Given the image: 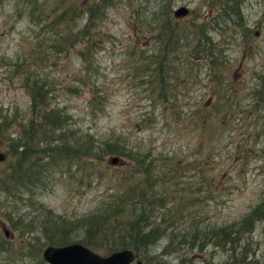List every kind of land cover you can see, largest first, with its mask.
I'll list each match as a JSON object with an SVG mask.
<instances>
[{
    "label": "rangeland",
    "instance_id": "obj_1",
    "mask_svg": "<svg viewBox=\"0 0 264 264\" xmlns=\"http://www.w3.org/2000/svg\"><path fill=\"white\" fill-rule=\"evenodd\" d=\"M234 1L230 23L219 0H104L87 34L95 0H0V171L32 80L67 116L66 154L43 158L30 188L0 191V264H49L46 235L59 233L46 225L64 220L78 239L136 185L172 207L167 233L135 252L142 264H231L240 252L264 264V0Z\"/></svg>",
    "mask_w": 264,
    "mask_h": 264
},
{
    "label": "trees",
    "instance_id": "obj_2",
    "mask_svg": "<svg viewBox=\"0 0 264 264\" xmlns=\"http://www.w3.org/2000/svg\"><path fill=\"white\" fill-rule=\"evenodd\" d=\"M103 1L104 0H95V2L88 7L89 9L87 11L89 13V18L84 26V30L87 31V34L90 29H95L94 26H90L92 24L91 17H94L95 13L101 12V9L97 8L100 5L102 6ZM230 1L232 4L229 3ZM236 3L234 0H219L218 4L213 8L218 9V14L231 15V23L234 16L236 19L240 18L239 8L234 9ZM228 8H231V13H227ZM64 11L65 9L62 13ZM235 23L234 20V24ZM161 29L170 31V28L167 26H163ZM160 33L161 32H159V35H161ZM170 33L172 32L170 31ZM160 37L161 40L164 39V36ZM62 39L65 43L71 42L66 37H62ZM88 41L89 39L87 42ZM167 42L169 43L170 40ZM208 49H210L209 46L203 51H207ZM221 50V48H217L220 56H222ZM165 51H167V46H165ZM45 85H47L45 82H39L37 80H32L29 83L28 92L31 99L29 116L26 122L21 124L18 136L14 139L15 141L7 144L6 157H9L8 160L10 164L7 163L6 170L3 169L0 171V191L7 192L9 197L11 195V190L14 189V183H17V187L19 184L22 187L28 186L30 188L29 182L31 181V176L33 174V176H35L36 169L39 163L44 160L43 158L47 156H62L63 153L66 154L64 151L66 141L61 135L65 128L67 116L63 109L51 105ZM7 126L8 121L4 118H0V138H3V140L5 139ZM56 131L60 132L58 136L54 135ZM8 141H12V139ZM73 141L77 142V146L72 150V152H74L73 155H76L79 154L83 148H81L82 144H79L80 141H78V138H73ZM111 146L109 142L106 144L110 152H114L118 149L115 145ZM3 161L0 163H3ZM27 165H30L31 171L29 173L25 171L27 170ZM143 179L141 181L136 180V184L142 185ZM123 196H128L125 202L121 199ZM153 197L154 195H148L146 193V188L145 191L142 189L140 192L137 189V185L131 187L129 192L119 196L117 208L113 207L115 215H110L105 212L103 218H99L96 215L87 217L84 223V234L78 239L76 236L72 237L70 233L67 232V225L69 224H67L66 221L54 218L56 222L49 223L44 229H48L52 233H59V237L52 239V237H47L45 234L47 243L49 245L62 246L73 242H80L92 250L103 251V253L106 254L113 250L123 248H129L134 252L146 249L150 245H153L162 235L167 233L164 228L163 231L160 228L161 219L166 218L160 216V214L172 210V207L167 204H158ZM5 199H7V197H5ZM123 204L130 209L128 214L131 215L134 211L136 212L137 215H135L133 219L125 214L126 210L123 208ZM263 205L264 203L257 206L256 210L259 211ZM246 221L247 220L244 219L241 223L243 224ZM246 256L247 255H244L243 252H240V256H235L233 259L234 263L231 262V264H235L236 261H241L242 264H253V262L246 260Z\"/></svg>",
    "mask_w": 264,
    "mask_h": 264
},
{
    "label": "water",
    "instance_id": "obj_3",
    "mask_svg": "<svg viewBox=\"0 0 264 264\" xmlns=\"http://www.w3.org/2000/svg\"><path fill=\"white\" fill-rule=\"evenodd\" d=\"M188 13L189 8L183 5L172 11V15L176 19L182 18ZM4 159L5 154L0 151V162ZM110 160L114 163L116 158L112 157ZM3 230L5 236H8L9 231L5 228ZM42 256L49 264H142V261L137 258V254L129 248L113 250L102 255L80 242L62 246L47 245L42 251Z\"/></svg>",
    "mask_w": 264,
    "mask_h": 264
}]
</instances>
